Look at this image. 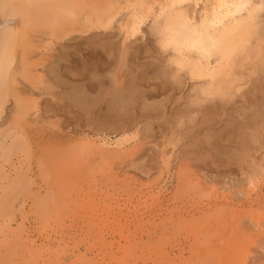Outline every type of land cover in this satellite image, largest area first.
Instances as JSON below:
<instances>
[{"label":"bare ground","instance_id":"obj_1","mask_svg":"<svg viewBox=\"0 0 264 264\" xmlns=\"http://www.w3.org/2000/svg\"><path fill=\"white\" fill-rule=\"evenodd\" d=\"M46 122L119 135V147L94 145L100 151L86 137L88 154L107 166L147 156L144 172L160 158V182L176 181L169 196L161 188L152 200L138 197L134 213L117 209L111 228L107 205L84 206L83 197L67 225L72 243L61 247L84 254L55 264H264L247 218H264V0H0V173L34 137L39 152L59 149L45 150L54 159L85 152L78 139L65 147L67 131L63 147L59 135L45 145L57 137ZM258 173L255 193L224 192ZM55 180L63 191L68 181ZM189 186L216 194L188 204L178 195Z\"/></svg>","mask_w":264,"mask_h":264},{"label":"rangeland","instance_id":"obj_2","mask_svg":"<svg viewBox=\"0 0 264 264\" xmlns=\"http://www.w3.org/2000/svg\"><path fill=\"white\" fill-rule=\"evenodd\" d=\"M149 24L150 23H148L147 26ZM147 29L149 30V28ZM47 97H48L47 98L48 100L46 101H49V99H51V95H47ZM66 126L69 127L67 123H65L64 126L63 124L56 126V124L53 122L51 123L46 122V126H45V123H44L43 127L45 128V130H47L45 132L49 133L50 135L53 134L54 136H57V137L54 138V140L56 139L55 141L51 140V141H47L46 144L45 143L43 144L47 145V143L49 142L50 144L48 145H52L53 147V144L57 142L59 138L62 137L63 140L60 139L59 140L60 142H57L58 144L55 143V146L58 145L59 147L60 146L59 143L62 144V142L65 145L64 139L66 138L65 140L68 141L66 145L67 144L69 145L70 141H72L71 143L73 144L74 140L76 139L75 140L76 143L74 144L73 148L78 146V144L82 145L83 143H84L83 146L80 145L79 147L83 148L85 145V147H87L88 150H90L88 148L89 145H90L89 147H93L94 145L97 146L98 144L100 145V146L98 145L99 147L103 148L102 146H104V149L110 148V150L113 149L114 147L115 148L119 147L115 143V140L119 137V135L117 136L115 134L114 135L111 134L109 138H107V135H106V138H103L96 134H92V132H89L88 130H86L85 132L82 131V132L74 133L75 131H73L72 129L73 125L70 124V127H69L72 130L68 129V127ZM66 131H67V134L63 133L65 137L64 138L63 134L61 135V133L66 132ZM71 134L72 136H70ZM58 135H59V138H58ZM82 136H84L85 138L84 137L83 139L80 138ZM86 137L92 141H96V140L97 141L95 143L91 141L93 146H91L92 144H90V142L88 145V141L90 140L86 139ZM34 138L37 142L38 139H36V137ZM77 139L80 141H83V143L81 142L77 144ZM35 140L34 142H30L31 147L30 149L27 150V152L26 151L16 152L15 154H13L12 159H11L12 160L11 165L9 164L10 166L8 165L6 167L7 170L5 173H0V238L6 239V235H7L8 240H10V242L7 244L5 243L4 245L0 244V257H2L0 258V264H40V262L41 264H44V263H47L46 260H48L47 257L49 256L51 258L52 264H55L57 260L58 262L62 261L61 263H66L68 261L63 262V260L65 259L66 256L68 257V255H71L70 256L71 260H73V258L75 259L77 255L78 256L83 255L84 250L82 248L81 249H77V248L71 249V247L69 246V250H68V246H67L63 250L61 247L63 246L65 241L66 243H72V241L68 238H70L71 236H74L75 234L74 229H70V227H67V225H69L68 224L69 222L71 223L72 210L75 209L76 203L78 201H81L83 197L85 201L84 206H86L88 202H93L97 205H107V211L109 212V219L107 220V225H110V228H111L113 225V221H112L113 214L118 215L120 213V211L117 209L124 210L122 211L124 213L127 212V210L132 209L130 211L134 213V210H135L134 207L136 205L135 200L138 197H140L141 201H144L145 199H148L149 197L150 198L148 200H152L151 198V196L153 195L152 193L157 194V191L161 190V188H162L161 191H164L165 189L164 194L166 196L173 194L175 190L173 189L175 188V183H176L175 178L174 179L172 177L167 178V175L164 174L163 175L164 178H162V180L163 181L166 180V183H164L163 181L160 182L161 180V177L159 176L160 165H161L160 158H158L156 168H152L151 170L144 172L141 170L140 165L141 163L143 164L145 162V160L147 159V156L139 158V159H135L134 161L130 162L129 166H127V163H120V161L113 162L111 164H108L107 166V162L106 163L103 162L105 161L104 159H106V157L102 156L103 161L101 159L99 160V158L101 157L99 155L100 153L99 154L95 153L97 151L95 152L93 151V155L90 156L88 153L91 154L92 149L87 152H86L87 150L86 149L84 152V150L82 151L79 148L82 153H80L79 151L73 152V150H70V151L66 150L67 152L71 153L70 154L71 158L69 157L67 153H63L65 154L63 155L65 158L61 156H60L61 157L60 159L57 158L59 162L60 160L63 161L62 162L63 164L61 166H57V170H59V167L62 170V173H61L60 172L61 170L57 171L55 168L57 164L52 163L54 162V160L58 162L57 159H54L53 157L54 154H51L52 157H49L47 153L49 148L45 149L44 148L45 146L43 145V148L47 150V152L44 150L45 153H47L46 154L47 156L44 154L45 157L43 158L42 152L44 151L43 149H42V152L38 151L39 147H37V143L39 141L35 143ZM84 140H87V142L86 141L84 142ZM63 144H62V147H63ZM148 144L151 145L150 148L152 149L153 144L151 143H148ZM66 145L65 147L69 148L68 145L67 146ZM48 147L51 148V146H48ZM97 147H95L96 150L97 149L99 150L100 148H97ZM56 148H52V149L55 150ZM153 148H155L154 145H153ZM52 149L51 150L49 149V150L52 151ZM63 149L61 148L60 152H62ZM171 149H173L172 144L167 145L166 150L170 151ZM57 150L59 149H56L55 151ZM39 154H41L42 157ZM59 162H58V165H59ZM100 164L102 166L106 165L107 167L105 166L102 167ZM138 165L140 168L138 167ZM66 166L68 167V170H70L69 172H71L70 173L71 175L69 174V172L66 171L68 173V176H67V173L66 174L64 173V175H66L68 178L64 176L56 177L55 174L57 172L59 174H63V172L66 169ZM162 167L164 168V166ZM110 168H113L114 171ZM157 168H158V171H157ZM107 169H108V172H107ZM55 170L57 171L56 173H55ZM22 173H23V176H22ZM109 173L111 174V176ZM213 173L216 174V172H213ZM233 176L235 177L234 179L236 182L238 180V177L236 176L238 175H233ZM14 177H15V180L13 183L19 181V185L17 187H14V184H11V186L9 187L7 181H9L10 179ZM55 178H56L55 181L62 180V178H65L66 181H68V184H65L67 186H65L63 189V191H65L66 189L65 194L63 193V191H60L59 189V187L63 188L64 185L59 186V184L57 185L58 191H60L59 194L55 192L56 190L52 191V189L51 190L48 189L49 190V191L47 190L48 193H45L46 191L45 189L52 188V185H53V189H55L54 187H57L54 185V182H53ZM31 179H33V181ZM51 181L53 182L52 185H50ZM230 182L231 184L233 183V181L231 180ZM260 184H261V173H258L257 175L252 176L250 180H244L243 184L241 185H231L229 190H225L224 192L229 193V191L240 189L243 191H250L251 193H255V190L258 188ZM219 185L220 183H217V186ZM5 186L8 188L6 189ZM221 191L220 189H218V192H221ZM195 192L196 190H194V187L189 186L188 189L184 191L182 194L178 195V197L181 200H184V201L186 200V202H189L188 204H190V202H195V200L196 202L199 200L206 202L208 199L209 200L213 199L214 195L216 194L215 191L211 190V188H209L205 192L200 193V195H198ZM44 194L47 195V196L45 195L46 197H44L43 199L45 201V205L40 206L39 204L41 203V200H42L41 197H43ZM156 196L157 195H155V197ZM39 198L40 200H38ZM125 200L127 203L125 202L124 203L125 206H124L122 202H124ZM128 201L130 203H128ZM117 203H119L120 207ZM127 204H129L128 208L126 207ZM140 206H141L139 207L140 209L144 208L143 203H141ZM133 213H131L130 215H133ZM247 218H248V223L250 224L249 230L251 232V235L256 240V243H255L257 245L256 249L258 250V249L264 248V218L257 217V215H251V214L248 215ZM70 230L72 232H70ZM108 230H109V227L107 226V239H109ZM72 233L73 235H71ZM68 234H70L71 236L68 237ZM65 236H66V239L64 238ZM98 241L99 240L97 239L96 242ZM58 243H60V245H58ZM39 244H40V248L38 247ZM42 244H44L43 246L46 245L45 250H43L44 247L42 246ZM30 246L32 247L34 246L33 249L35 248L34 249L35 253H33L34 250L30 248ZM58 246H60V248ZM36 251L39 252V255H37L38 252ZM72 251L74 252V254H72L73 253ZM88 255L90 256V254ZM88 255H86V257H88ZM70 258L68 257V260H70ZM42 260L44 263H42ZM80 261H83L86 263L85 259L80 260Z\"/></svg>","mask_w":264,"mask_h":264}]
</instances>
